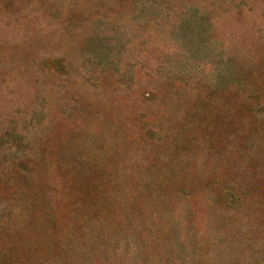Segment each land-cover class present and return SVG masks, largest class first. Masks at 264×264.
<instances>
[{
	"label": "rangeland",
	"instance_id": "1",
	"mask_svg": "<svg viewBox=\"0 0 264 264\" xmlns=\"http://www.w3.org/2000/svg\"><path fill=\"white\" fill-rule=\"evenodd\" d=\"M0 264H264V0H0Z\"/></svg>",
	"mask_w": 264,
	"mask_h": 264
}]
</instances>
